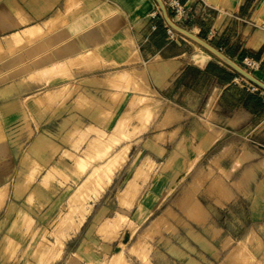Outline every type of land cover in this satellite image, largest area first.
<instances>
[{
    "label": "crops",
    "instance_id": "0c3cea01",
    "mask_svg": "<svg viewBox=\"0 0 264 264\" xmlns=\"http://www.w3.org/2000/svg\"><path fill=\"white\" fill-rule=\"evenodd\" d=\"M179 1L187 16L178 26L242 68L246 58L252 59L257 68L248 72L264 83V0ZM133 68L145 70L162 105L159 128L141 135V146L157 171L173 163L169 167L180 177L168 195L170 205L164 203L168 198L162 201L173 178L167 171L168 182L157 190L144 188L142 202L132 211L172 208L197 233L191 240L195 248L211 259L219 245L214 231L221 230L225 242L226 227L236 237L264 225V96L248 90L244 78L197 42L175 31L168 35L156 0H0V131L15 133V142L20 130H28L25 125L37 129L23 119L35 113V105L26 104L47 92L40 90L69 82L70 76H107ZM180 146L184 154L175 155ZM199 147L203 155L188 171ZM245 147L252 156L240 162ZM202 168L213 175L193 191ZM215 180L222 187H212ZM55 189V183L42 187V200L32 206L26 200L33 186L24 197L7 199L0 212V239L5 235L24 243L30 219L33 227L40 226L37 208L49 210ZM187 195L201 203L202 218L188 219ZM259 235L264 241V232Z\"/></svg>",
    "mask_w": 264,
    "mask_h": 264
},
{
    "label": "rangeland",
    "instance_id": "374dc122",
    "mask_svg": "<svg viewBox=\"0 0 264 264\" xmlns=\"http://www.w3.org/2000/svg\"><path fill=\"white\" fill-rule=\"evenodd\" d=\"M132 70L107 76H70L69 82L44 88L38 94L63 86H68L69 91L50 103L42 99L44 94L38 95L37 102L33 98L27 101V106L32 104L36 109L25 115L23 122L31 120L37 129L25 125L28 130L17 133L18 141L15 142V133L0 131V212L7 199H20L30 191L25 188L24 193L15 192L20 179L33 178L31 187L35 190L26 200L31 206L42 200V187L56 185L55 202L47 211L39 205L37 212L42 222L33 227L30 219L24 243L5 235L0 239V264H264V245L259 250L256 240L248 241L254 232L264 244L259 235L264 232V225L245 230L237 238L230 237L233 228L226 227L229 232L225 242L221 230L214 231L213 239L219 245L215 256L209 259L191 241L197 233L172 208L132 211L135 204L142 202L144 188L159 189L168 182L165 172H173L169 167L173 163L157 171L158 164L141 146L140 136L152 127L159 128L162 105L146 79L135 84ZM245 82L248 90L264 96L263 90ZM156 140L161 141L159 137ZM127 148L125 159L112 172L110 166ZM184 149L180 146L174 154L182 156ZM81 161L87 165L84 172L79 169ZM200 172L206 176L203 168ZM107 175L111 177L109 183ZM172 175L162 201L177 187L175 179L180 175ZM205 176L199 186L211 177ZM182 181L185 186L191 179ZM96 196L98 200L89 216L75 232L71 226ZM165 202L170 205L172 199ZM245 252L256 257V262L245 258L246 263L243 258L241 263L239 257Z\"/></svg>",
    "mask_w": 264,
    "mask_h": 264
},
{
    "label": "bare ground",
    "instance_id": "6f19581e",
    "mask_svg": "<svg viewBox=\"0 0 264 264\" xmlns=\"http://www.w3.org/2000/svg\"><path fill=\"white\" fill-rule=\"evenodd\" d=\"M263 13V12H262ZM262 16H264L263 14H261ZM264 18V17H263ZM132 73L134 74V79H135V84H139V79H142V80H145L146 79V77H145V75H146V73H145V70H142V71H136V70H132ZM139 75L138 77L139 78H137L136 76L137 75ZM147 80V79H146ZM95 84V83H94ZM93 83H92V86L94 85ZM85 87V86H84ZM67 91H69V87L68 86H63V87H61V88H59L58 90H56V91H48V92H46L45 93V95L43 96V100L44 101H46L47 103H50V102H52V99H55V97H60V96H62V95H64V93L65 92H67ZM152 116V115H151ZM150 116V117H151ZM127 152H128V148L126 149V151L123 153V155H121V157L118 159V161L117 162H114V164H112L111 166H110V168H111V170H112V172H114V171H116V169L121 165V163H122V161L125 159V157H126V155H127ZM203 149H201L200 147H199V149H198V158L196 159V161L195 162H197V160L201 157V155L203 154ZM242 157L240 158V159H238L240 162H242L243 160H247V159H249V158H251V156L252 155H250V151L248 150V149H246V148H244V150H243V155H241ZM215 162V161H214ZM86 167H87V165L85 164V163H83L82 161L80 162V165H79V169H80V171H83L84 172V170L86 169ZM207 171V170H206ZM211 171V170H210ZM209 172V171H208ZM206 173V176H205V173L204 172H200L199 173V175H198V177H197V180L196 181H193V184H192V189H193V191H195L196 190V188L200 185V184H202L203 182H204V180H205V178H204V176L207 178L208 177V175L209 176H211V173L209 172V173ZM213 175V174H212ZM105 177H107V183H109L110 182V180H111V177H109V175H107V176H105ZM210 178V177H209ZM31 179H33V178H30V179H28V178H24V179H20V180H18V182H16V184H15V192L16 193H20L21 191H23L25 188H30L31 189ZM208 179V178H207ZM212 187L213 186H215V188H220V187H222L221 185H220V182L219 181H217V180H215L214 181V183H213V181H212ZM199 187H201V186H199ZM199 187H198V190H199ZM191 188V187H190ZM195 189V190H194ZM225 190H227V189H225ZM84 191V190H83ZM82 191V192H83ZM197 191V190H196ZM81 192V193H82ZM23 193H24V191H23ZM196 193V192H195ZM195 193H194V195H195ZM20 195V194H19ZM28 195H29V193H28ZM22 196H23V194H22ZM21 196V197H22ZM25 196V195H24ZM191 196V195H190ZM190 196H188L186 199H184V204L186 205V211L185 212H187V213H189L190 215H191V219H200V218H202L203 217V211H202V206H201V203H199V201H197V200H195V199H191V197ZM20 198V197H19ZM1 200V199H0ZM97 200H98V197L96 196L95 198H94V202L92 203V204H90L89 205V207L86 209V210H84L83 212H82V214H81V216H80V218L78 219V221L76 222V223H74L72 226H71V229L72 230H74L75 232H77L81 227H82V225L84 224V222L86 221V219H87V217L89 216V214H90V212H91V210H92V208H93V206H94V203H96L97 202ZM1 203H3V200H1V202H0V205H1ZM196 209V211H194ZM199 209V210H198ZM251 236L248 238L249 240L248 241H250V242H252V240L254 239V240H256L258 243H259V245H258V249L260 250L261 249V246H263L264 244H263V242H262V240L260 239V237L259 236H257L254 232L252 233V234H250ZM229 241V240H228ZM228 243H226V245H227ZM239 252V251H238ZM241 254V253H240ZM239 254V255H240ZM237 258V257H236ZM240 259H241V263H242V259L244 258H246V259H248V260H251L252 262H256L255 260H256V257H251L250 255H249V253H247V252H245L244 254H241V257H239ZM244 260L245 262L247 261V260ZM243 261V263H245ZM247 263V262H246Z\"/></svg>",
    "mask_w": 264,
    "mask_h": 264
},
{
    "label": "water",
    "instance_id": "95a60500",
    "mask_svg": "<svg viewBox=\"0 0 264 264\" xmlns=\"http://www.w3.org/2000/svg\"><path fill=\"white\" fill-rule=\"evenodd\" d=\"M156 2L159 5V8L164 16V19L166 21L167 26H169L171 29H173L175 32H178L188 38H190L191 40L197 42L199 45H201L205 50H207L210 54H212L213 56H215L216 58H218L220 61H222L224 64H226L227 66H229L230 68H232L234 71H236L242 78H244L245 80H247L249 83L253 84L254 86L260 88L261 90L264 91V83H262L261 81H259L258 79H256L255 77H253L248 71H246L244 68L238 66L237 64H235L234 62H232L231 60H229L226 56H224L219 50L215 49L212 45H210L209 43L205 42L204 40L200 39L199 37L191 34L190 32L184 30L183 28H181L180 26H178L177 24H175L167 10L166 7L164 6L162 0H156Z\"/></svg>",
    "mask_w": 264,
    "mask_h": 264
},
{
    "label": "built area",
    "instance_id": "2783aa9c",
    "mask_svg": "<svg viewBox=\"0 0 264 264\" xmlns=\"http://www.w3.org/2000/svg\"><path fill=\"white\" fill-rule=\"evenodd\" d=\"M162 2L166 7V10L169 11V16L175 24H178V22L186 19L187 14L185 7L180 3L179 0H162ZM167 33L168 35H172L174 30L167 26ZM243 67L246 71L255 70L257 68V63L252 59L246 58L243 61ZM254 90L257 89L254 88Z\"/></svg>",
    "mask_w": 264,
    "mask_h": 264
}]
</instances>
